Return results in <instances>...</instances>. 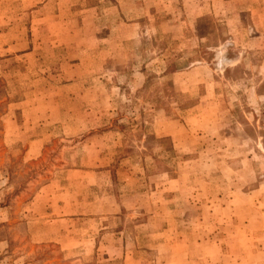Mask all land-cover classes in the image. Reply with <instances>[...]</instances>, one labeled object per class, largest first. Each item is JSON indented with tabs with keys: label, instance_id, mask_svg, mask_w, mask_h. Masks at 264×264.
I'll list each match as a JSON object with an SVG mask.
<instances>
[{
	"label": "rangeland",
	"instance_id": "1",
	"mask_svg": "<svg viewBox=\"0 0 264 264\" xmlns=\"http://www.w3.org/2000/svg\"><path fill=\"white\" fill-rule=\"evenodd\" d=\"M0 264H264V0H0Z\"/></svg>",
	"mask_w": 264,
	"mask_h": 264
}]
</instances>
